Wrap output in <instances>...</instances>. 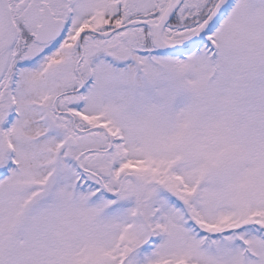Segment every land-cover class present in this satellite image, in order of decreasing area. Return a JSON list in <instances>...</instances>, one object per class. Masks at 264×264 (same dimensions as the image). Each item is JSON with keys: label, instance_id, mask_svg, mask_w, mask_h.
I'll use <instances>...</instances> for the list:
<instances>
[{"label": "snow or ice", "instance_id": "1", "mask_svg": "<svg viewBox=\"0 0 264 264\" xmlns=\"http://www.w3.org/2000/svg\"><path fill=\"white\" fill-rule=\"evenodd\" d=\"M0 264H264V0H0Z\"/></svg>", "mask_w": 264, "mask_h": 264}]
</instances>
